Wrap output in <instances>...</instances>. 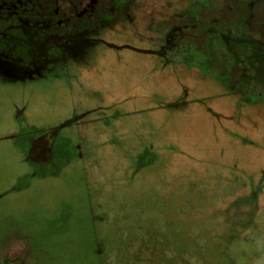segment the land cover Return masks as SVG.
I'll return each instance as SVG.
<instances>
[{"label": "rangeland", "instance_id": "obj_1", "mask_svg": "<svg viewBox=\"0 0 264 264\" xmlns=\"http://www.w3.org/2000/svg\"><path fill=\"white\" fill-rule=\"evenodd\" d=\"M127 1L0 66V264H264V0Z\"/></svg>", "mask_w": 264, "mask_h": 264}, {"label": "flooded vegetation", "instance_id": "obj_2", "mask_svg": "<svg viewBox=\"0 0 264 264\" xmlns=\"http://www.w3.org/2000/svg\"><path fill=\"white\" fill-rule=\"evenodd\" d=\"M127 0H0V66L21 71L33 46L89 43L88 33L127 15ZM216 19V18H215ZM85 33V34H84Z\"/></svg>", "mask_w": 264, "mask_h": 264}]
</instances>
